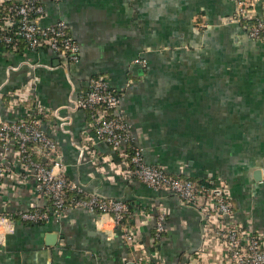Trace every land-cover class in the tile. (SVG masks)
I'll return each mask as SVG.
<instances>
[{"label":"crops","instance_id":"obj_1","mask_svg":"<svg viewBox=\"0 0 264 264\" xmlns=\"http://www.w3.org/2000/svg\"><path fill=\"white\" fill-rule=\"evenodd\" d=\"M44 1L40 24L64 20L79 60L64 65L45 48L0 45V117L25 116L7 98L28 85L56 112L50 120L62 124L49 132L68 179L140 213L123 227L80 208L38 224L0 223V264H141L148 256L154 264H221L222 251L205 240L196 208L166 189L123 178V159L104 142H90L100 164L82 154L78 144L92 132L87 113L72 102L96 74L125 88L122 103L147 162L183 177H222L239 221L264 231V43L232 19L236 0ZM250 12L264 19V0H253ZM18 189L0 197L1 211L33 204L30 189ZM161 208L166 231L155 246L153 219ZM127 226L136 240L125 237Z\"/></svg>","mask_w":264,"mask_h":264},{"label":"built area","instance_id":"obj_2","mask_svg":"<svg viewBox=\"0 0 264 264\" xmlns=\"http://www.w3.org/2000/svg\"><path fill=\"white\" fill-rule=\"evenodd\" d=\"M58 2L59 0H52ZM0 9V45L6 50H20V42L27 49H48L62 58V64L77 62L80 48L62 19L40 24L45 12L44 0H15ZM253 0H236L235 16L248 36L264 43V19L252 14ZM140 61V60H136ZM125 88L115 85L102 75L88 78L85 90L79 92L72 105L87 113L91 129L78 144L82 154L89 153V161L100 164L90 142H104L124 161L123 178L140 182L153 190L166 189L185 204L196 208L201 216L202 233L208 243H215L222 251L221 264H264V231L248 227L235 214L228 183L220 176H206L199 182L167 170L164 166L147 162L143 148L137 144L138 134L132 129L122 103ZM31 90V89H30ZM28 85L9 93L8 107L23 106L25 116L16 120L0 117V197L13 195L27 186L34 197L29 208L0 210V223L11 227L16 220L38 224L51 218H61L72 208L110 216L123 227L139 212L134 204L122 199L103 198L91 194L65 174L57 139L49 128H62L56 121L54 109L32 97ZM54 120H50V117ZM72 192V196L68 193ZM46 200V202H45ZM166 210L158 209L153 219L152 242L166 231ZM125 237L134 240V227H124ZM136 240V239H135ZM146 259L141 264H154Z\"/></svg>","mask_w":264,"mask_h":264},{"label":"trees","instance_id":"obj_3","mask_svg":"<svg viewBox=\"0 0 264 264\" xmlns=\"http://www.w3.org/2000/svg\"><path fill=\"white\" fill-rule=\"evenodd\" d=\"M12 2L11 1H5V2H3V3H1L0 4V9H2V8H6L8 5H10ZM23 44V42H20V46ZM97 75V74H96ZM190 179H192L193 181H195V182H199L200 180H201V178H197V177H189ZM73 195V193L72 192H70V193H68V196H72ZM127 203H129V202H127Z\"/></svg>","mask_w":264,"mask_h":264},{"label":"water","instance_id":"obj_4","mask_svg":"<svg viewBox=\"0 0 264 264\" xmlns=\"http://www.w3.org/2000/svg\"><path fill=\"white\" fill-rule=\"evenodd\" d=\"M253 176L255 178V180H259L260 179V172L259 170H255L253 173Z\"/></svg>","mask_w":264,"mask_h":264}]
</instances>
